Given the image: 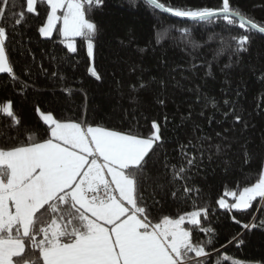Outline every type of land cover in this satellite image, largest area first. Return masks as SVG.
Instances as JSON below:
<instances>
[{
	"label": "trees",
	"instance_id": "trees-1",
	"mask_svg": "<svg viewBox=\"0 0 264 264\" xmlns=\"http://www.w3.org/2000/svg\"><path fill=\"white\" fill-rule=\"evenodd\" d=\"M12 2L24 5V0ZM162 2L199 8L219 7L222 0ZM230 3L264 25V0ZM48 10L46 5H38L39 14L26 13L20 25L7 16L4 21L11 40L10 59L20 81L0 74V102H13L21 126L14 129L10 118L0 115V144H5L4 134L22 139L31 132L44 138L46 126L37 107L59 119H84L122 131L131 128L144 136L151 133L156 121L165 143L159 161L153 158L148 165L145 195L151 201L149 194L155 192L160 201L156 208L162 214L190 211L193 200L197 207L209 208L208 219L202 218L205 227L215 230L209 264L222 260L223 255L264 264V227H242L253 216L257 224L264 219L259 201L245 212H229L217 204L225 190L254 182L264 167V34L251 32L248 51L239 56L230 50L217 55L222 47L220 36L244 34L243 30L223 22L207 25L178 19L152 9L145 0H104L103 6L90 13L99 27L93 61L101 77L97 80L89 71L86 41L78 38L77 52L71 53L58 32L51 38L39 34ZM181 28H189L202 47L187 45L181 39ZM212 36L215 38L210 40ZM236 115L241 116L240 122ZM190 140L194 145L207 140L204 147L212 146V151L205 153L199 169L189 173L188 187L198 188L199 195L193 192L189 202L181 204L170 190L183 182L169 183L170 169L165 170L163 161L179 168L183 162L179 146ZM215 145H222L225 151L217 153ZM157 183L169 191L161 193ZM233 216L241 223H235ZM233 237L244 243L238 245ZM199 238L207 236L199 233Z\"/></svg>",
	"mask_w": 264,
	"mask_h": 264
},
{
	"label": "snow or ice",
	"instance_id": "snow-or-ice-1",
	"mask_svg": "<svg viewBox=\"0 0 264 264\" xmlns=\"http://www.w3.org/2000/svg\"><path fill=\"white\" fill-rule=\"evenodd\" d=\"M103 3L24 0L20 6L12 0H0V74H7L13 82L20 81L9 55L6 16L20 25L26 13L38 15V5H46L49 10L46 22L38 28L39 34L51 38L58 32L61 43L71 53L77 52L78 38L86 41L87 55L94 59L99 27L90 13ZM145 3L177 18L207 25L223 22L229 28L243 30L244 34L220 36L222 47L217 55L230 50L239 56L248 51L251 32L264 34V25L233 7L230 0H222L219 7L199 8L174 7L162 0ZM179 32L193 49L202 47L189 28ZM89 71L101 79L95 66ZM36 111L46 126L44 138L31 132L22 139L4 134L5 144H0V264H209L215 230L202 223V218L208 219L209 208L197 207L193 200L190 211L162 214L156 208L160 201L155 199V192L149 194L151 201L145 195L148 165L153 158L159 161L165 143L158 122L153 121L151 133L144 136L131 128L116 130L84 119H59L39 107ZM0 115L10 118L14 129L21 126L11 100L0 102ZM235 119L240 122L242 118L236 115ZM206 143L203 140L194 145L190 140L180 145L183 162L179 168L163 161L165 170L170 169L169 183L183 182L170 190L181 204L188 203L193 192L199 195L198 188L188 187L189 173L199 169L205 153L212 151V146L204 147ZM214 148L217 153L225 151L222 145ZM156 188L161 193L169 191L162 183ZM257 201L264 208V167L254 182L225 190L217 204L229 212H245ZM232 219L241 223L235 216ZM242 227H264V219L257 224L253 216L252 222ZM199 233L207 239L201 240ZM233 239L238 245L244 243L242 238ZM222 261L244 264L228 255L216 259L215 264Z\"/></svg>",
	"mask_w": 264,
	"mask_h": 264
},
{
	"label": "rangeland",
	"instance_id": "rangeland-1",
	"mask_svg": "<svg viewBox=\"0 0 264 264\" xmlns=\"http://www.w3.org/2000/svg\"><path fill=\"white\" fill-rule=\"evenodd\" d=\"M93 61H94V59H91V67L94 66ZM232 258H234V257H232ZM234 259H238V258H234ZM238 260H240V259H238ZM240 261L244 262V264H261L260 262L244 261V260H240Z\"/></svg>",
	"mask_w": 264,
	"mask_h": 264
},
{
	"label": "water",
	"instance_id": "water-1",
	"mask_svg": "<svg viewBox=\"0 0 264 264\" xmlns=\"http://www.w3.org/2000/svg\"><path fill=\"white\" fill-rule=\"evenodd\" d=\"M170 15V14H169ZM172 16V15H171ZM174 17V16H173ZM175 18H177V17H175ZM178 19H182V18H178ZM185 20H187V19H185Z\"/></svg>",
	"mask_w": 264,
	"mask_h": 264
}]
</instances>
